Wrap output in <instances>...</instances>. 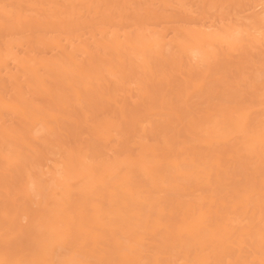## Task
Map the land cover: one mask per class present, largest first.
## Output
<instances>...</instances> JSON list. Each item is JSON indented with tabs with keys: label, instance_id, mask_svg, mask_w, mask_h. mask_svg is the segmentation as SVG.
Wrapping results in <instances>:
<instances>
[{
	"label": "rangeland",
	"instance_id": "rangeland-1",
	"mask_svg": "<svg viewBox=\"0 0 264 264\" xmlns=\"http://www.w3.org/2000/svg\"><path fill=\"white\" fill-rule=\"evenodd\" d=\"M263 133L264 0H0L2 264H264Z\"/></svg>",
	"mask_w": 264,
	"mask_h": 264
},
{
	"label": "bare ground",
	"instance_id": "bare-ground-1",
	"mask_svg": "<svg viewBox=\"0 0 264 264\" xmlns=\"http://www.w3.org/2000/svg\"><path fill=\"white\" fill-rule=\"evenodd\" d=\"M260 138H261V140L262 141H264V133L263 134H261L260 135ZM248 145L250 144V141H249V143H247ZM246 144V145H247ZM105 169V168H104ZM104 171V170H103ZM104 175V174H103ZM86 178V177H85ZM91 184V183H90ZM81 190V189H80ZM81 192V191H80ZM82 193H83V191H82ZM118 206V208L120 207V205H117ZM116 206V207H117ZM123 206L124 207H126V206H128V205H125V204H123ZM130 206V205H129ZM112 208V207H111ZM114 209H112L111 210V213L114 215V217H113V219H110V223H112V224H114L115 226H119V225H121V224H123V223H128V222H130V220H129V218H126L125 216H123L122 214H120L121 213V210H122V208L121 209H119L118 210V208H115V207H113ZM107 210H108V208H107ZM95 213V212H94ZM96 214V213H95ZM94 214V215H95ZM97 214H98V212H97ZM140 218V217H139ZM138 219V218H137ZM109 222V221H108ZM139 222V221H138ZM135 223H137V222H135ZM137 225V224H136ZM122 226V225H121ZM138 226V225H137ZM201 226V225H200ZM197 227V226H196ZM200 229V228H199ZM49 231V230H48ZM51 233V232H50ZM227 234V233H226ZM41 236H42V234H41ZM44 236H46V233H45V235ZM197 236V235H196ZM225 236V235H224ZM38 238L37 239H39V235L37 236ZM52 237H53V233H52ZM194 237H195V235H194ZM44 238V237H43ZM43 238H41L40 240H44ZM198 238V237H197ZM48 240V238H47V236L45 237V240ZM53 239H57L56 237H53ZM52 239V240H53ZM39 240V241H40ZM44 240V241H45ZM214 241V240H213ZM49 242V241H48ZM43 244H44V242H43ZM58 244V243H57ZM42 245V244H41ZM116 246V245H115ZM117 247V246H116ZM47 247H45V249H46ZM44 249V250H45ZM115 251V250H114ZM42 252V251H41ZM43 255V254H42ZM222 255V254H221ZM46 256V255H45ZM123 256V255H122ZM217 259V258H216ZM124 260V259H123ZM122 260V261H123ZM47 261V260H46ZM101 262V261H100ZM0 263L2 264V262H1V260H0ZM47 263V262H46ZM64 264H68V263H64Z\"/></svg>",
	"mask_w": 264,
	"mask_h": 264
}]
</instances>
